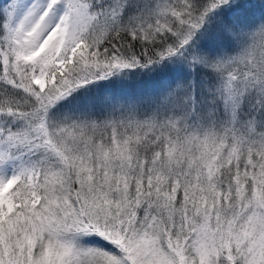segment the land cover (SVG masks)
Returning <instances> with one entry per match:
<instances>
[{
    "label": "snow or ice",
    "instance_id": "1",
    "mask_svg": "<svg viewBox=\"0 0 264 264\" xmlns=\"http://www.w3.org/2000/svg\"><path fill=\"white\" fill-rule=\"evenodd\" d=\"M0 264H264V0H0Z\"/></svg>",
    "mask_w": 264,
    "mask_h": 264
}]
</instances>
